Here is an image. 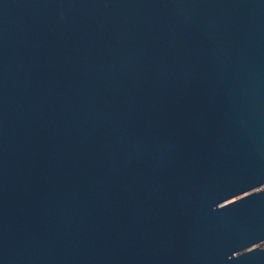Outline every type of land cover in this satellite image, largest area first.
Returning a JSON list of instances; mask_svg holds the SVG:
<instances>
[{"label":"water","instance_id":"water-1","mask_svg":"<svg viewBox=\"0 0 264 264\" xmlns=\"http://www.w3.org/2000/svg\"><path fill=\"white\" fill-rule=\"evenodd\" d=\"M0 264H264V0H0Z\"/></svg>","mask_w":264,"mask_h":264}]
</instances>
